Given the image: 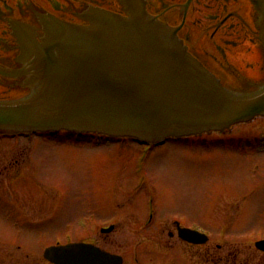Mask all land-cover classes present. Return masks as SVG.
<instances>
[{
  "label": "rangeland",
  "instance_id": "obj_1",
  "mask_svg": "<svg viewBox=\"0 0 264 264\" xmlns=\"http://www.w3.org/2000/svg\"><path fill=\"white\" fill-rule=\"evenodd\" d=\"M143 144L130 137L75 136L67 130L31 137L0 131V160L6 159L4 153H25L19 157L27 171L11 193L0 194V264H52L43 254L47 246L93 237V209L133 208L118 205L122 199L114 197L116 192L137 198L131 201L141 198L140 209L154 211V222L178 219L212 232L209 218L217 198L234 193L237 206L217 213L220 222L232 219L226 237H264V169L253 170L249 145L228 136L220 140L216 132L168 138L151 148ZM13 174H1L0 184H9ZM129 228L124 224L110 234L111 249L131 250L135 240L127 241Z\"/></svg>",
  "mask_w": 264,
  "mask_h": 264
},
{
  "label": "water",
  "instance_id": "obj_2",
  "mask_svg": "<svg viewBox=\"0 0 264 264\" xmlns=\"http://www.w3.org/2000/svg\"><path fill=\"white\" fill-rule=\"evenodd\" d=\"M254 2L264 26V0ZM49 26L30 44L32 93L0 100V129H78L154 142L264 114V90L226 87L143 3L129 16L94 8L91 26ZM180 234L197 240L200 232ZM45 255L58 264H123L120 254L90 242L54 245Z\"/></svg>",
  "mask_w": 264,
  "mask_h": 264
},
{
  "label": "flooded vegetation",
  "instance_id": "obj_3",
  "mask_svg": "<svg viewBox=\"0 0 264 264\" xmlns=\"http://www.w3.org/2000/svg\"><path fill=\"white\" fill-rule=\"evenodd\" d=\"M141 3L150 15L175 32L188 51L226 87L243 93L264 90V26L254 0H0V100L20 99L32 93L36 73L30 44L42 41L54 21L91 26L94 8L129 16L131 8ZM243 124L250 127L236 128ZM1 132L28 137L49 134L47 131ZM215 132L220 140L228 136L242 146L249 145L254 156L253 170L257 173L261 167L264 169V114L202 134ZM20 154L25 153L3 154L6 159L0 160V165L4 163L0 166V175L14 174L9 175L10 183L5 187L0 184V194L11 193L27 172L23 170ZM260 176L264 180V173ZM114 197L122 199L118 205H135L128 211L121 210L122 205L116 212L93 209L90 214L93 237L90 240L72 238V241L93 242L121 254L123 264H264V249L258 246V239L226 237L232 219L228 223L217 220V213L239 203L234 193L217 198V210L209 218L213 232L178 219L154 222V211L140 209L141 198L131 201L137 198L122 197L119 192ZM91 223L90 218L88 224ZM124 224L132 232L127 241L133 238L136 243L131 244V250L118 252L110 248L113 241L109 236ZM181 227L203 234H198L197 240H189L181 236Z\"/></svg>",
  "mask_w": 264,
  "mask_h": 264
},
{
  "label": "bare ground",
  "instance_id": "obj_4",
  "mask_svg": "<svg viewBox=\"0 0 264 264\" xmlns=\"http://www.w3.org/2000/svg\"><path fill=\"white\" fill-rule=\"evenodd\" d=\"M61 129L64 130L65 128H61ZM61 129H47V131L56 132L57 130H61ZM15 130L20 131L19 129H15ZM72 130H74L75 132H79L80 131L78 129H72ZM24 131H28V130H24ZM67 131L71 132V129H68ZM89 132H91L93 134V131H89ZM96 132H98L100 134L103 133V132H100V131H96ZM83 135H85V133H83Z\"/></svg>",
  "mask_w": 264,
  "mask_h": 264
}]
</instances>
